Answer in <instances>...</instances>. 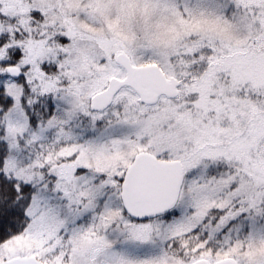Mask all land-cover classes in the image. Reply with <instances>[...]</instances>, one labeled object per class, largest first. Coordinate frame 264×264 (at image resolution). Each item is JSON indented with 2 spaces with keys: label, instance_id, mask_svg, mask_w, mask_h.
I'll list each match as a JSON object with an SVG mask.
<instances>
[{
  "label": "snow or ice",
  "instance_id": "6c2138e0",
  "mask_svg": "<svg viewBox=\"0 0 264 264\" xmlns=\"http://www.w3.org/2000/svg\"><path fill=\"white\" fill-rule=\"evenodd\" d=\"M0 264H264V0H0Z\"/></svg>",
  "mask_w": 264,
  "mask_h": 264
}]
</instances>
